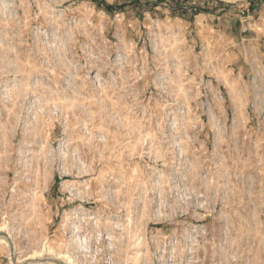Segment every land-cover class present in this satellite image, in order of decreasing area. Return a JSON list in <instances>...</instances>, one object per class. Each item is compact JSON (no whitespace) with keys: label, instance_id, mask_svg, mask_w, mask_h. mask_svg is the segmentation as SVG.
<instances>
[{"label":"rangeland","instance_id":"rangeland-1","mask_svg":"<svg viewBox=\"0 0 264 264\" xmlns=\"http://www.w3.org/2000/svg\"><path fill=\"white\" fill-rule=\"evenodd\" d=\"M167 28L179 32L175 48L165 46ZM192 46L210 50L204 59ZM201 59L213 67L196 66ZM176 71L185 73L183 85L193 80L178 102H204L193 99L201 76L224 97L226 128L218 126L217 137L208 126L211 115L200 108L195 113L192 104L203 126L185 136L192 141L199 133L208 142L181 148L184 160L170 143V119L162 109L164 92L173 99L175 91L165 77ZM224 79L237 87L234 100ZM236 115L244 137L233 145ZM212 141L229 143V170H241L246 193L258 199L252 207L244 203L249 231L250 223L264 221V0H0V264H10L6 236L20 259L53 255L48 248L68 242L80 208L101 224H129L132 242L139 239L135 247L144 239L136 249L121 245L115 263L158 264L162 248L154 252V237L167 233L159 231L169 227L163 220L213 221L206 212L195 215L192 203L156 195L176 163L190 162L193 172L207 169ZM193 197L177 196L184 204ZM138 250L148 255L140 259ZM103 252L104 259L111 254ZM255 254L253 264H264L263 240ZM85 256L80 251L79 259L90 261Z\"/></svg>","mask_w":264,"mask_h":264},{"label":"built area","instance_id":"built-area-1","mask_svg":"<svg viewBox=\"0 0 264 264\" xmlns=\"http://www.w3.org/2000/svg\"><path fill=\"white\" fill-rule=\"evenodd\" d=\"M189 11H193V14L195 13V2L191 3ZM241 13L243 14L244 12L242 11ZM195 28L196 26L193 25V31L196 33ZM173 31L167 28L164 32V37L169 40V43L165 46H170V48L177 46L174 42L177 41L178 33ZM191 32L192 30H190ZM192 48L193 50L198 48L197 55L200 58L208 50L207 46H192ZM224 52H227V46L224 48ZM204 62L201 59V63H198L199 65L196 66L203 67ZM205 63L208 66L211 65L209 62ZM174 64L175 66H180L178 61ZM184 78L185 76L182 73L175 74L169 78L165 77L167 82L175 83L173 86L175 87L174 98L176 100L168 96V94L171 96V92L167 93L165 91L162 106L165 116L170 118L168 120L170 124L167 127L174 139L173 141L170 140V143L174 146V149L178 148L177 151L180 152V155L182 154L183 158L182 156L181 158L183 160L186 158V151H183L181 148L188 145L196 146L198 142L206 146L208 142V140L206 142L205 139H200L199 133H196V137L192 141L185 136L187 130H190V132L198 130L200 132L203 121L199 117H196V122H192L194 118L191 112L194 109L192 107L194 102L186 105L177 101V98L181 97L184 92ZM195 81H197V84L193 99L204 100V102L200 101L197 105L198 107L194 104V112L196 113L200 108V113H206L207 116L211 115L208 126H210L211 130H215L213 135L217 137L220 134L219 130H221L218 126L221 125L222 129L226 128V122L222 123L220 116L224 112V97L222 96L220 86L215 84L212 79L209 78L207 80L202 76ZM190 91L189 89L188 92ZM230 129L232 130L230 133L233 136V139H231L234 143L233 145H236L238 142L242 143L244 136L241 134L240 128H236L233 125ZM210 146L213 153L207 160L209 163L207 169L201 166L199 170L193 172L190 170L192 166L190 162L185 161L181 165L176 163L175 170L168 176H164V182L156 188L158 191L155 192L157 196L158 193L166 192L169 197L177 199V204L182 203L185 207L192 203V210L195 215H198L199 211L206 212V216L212 217L213 221L210 225H207L206 223H200V220H196L194 223H186L185 221L178 220L177 217L176 219L163 220L164 223H168L169 227L163 231H159L167 233L154 237V245L156 247L154 252L156 250L159 252V247L162 248V252H160L162 256L158 257V264H253L260 241H264V221L252 222L249 224V231L245 229L246 223L243 216L246 207L244 203L247 201L252 207L258 202V199H256L255 194L250 196L246 193L248 187L245 189L246 184L243 179L245 177L243 172L241 170L237 172L229 170L228 161L232 159L228 154V151H231L229 143L221 145L212 141ZM234 150H237V146H235ZM238 160H240V154ZM238 167L240 166L238 165ZM206 183L211 184L212 187L209 189L204 188V184ZM239 185H243V187ZM179 191L192 192L194 194L193 200H189L186 204L179 201L177 198ZM171 213L174 214L173 212ZM186 215L188 213L181 214L179 217L182 218ZM168 216L170 217L171 215L165 214V219Z\"/></svg>","mask_w":264,"mask_h":264},{"label":"bare ground","instance_id":"bare-ground-1","mask_svg":"<svg viewBox=\"0 0 264 264\" xmlns=\"http://www.w3.org/2000/svg\"><path fill=\"white\" fill-rule=\"evenodd\" d=\"M174 25V24H173ZM177 28H180V27H177ZM158 29V28H157ZM181 29V28H180ZM177 30V29H176ZM172 31V30H171ZM179 33V32H178ZM178 35V34H177ZM158 36V35H157ZM166 39V38H165ZM163 41V40H162ZM161 41V42H162ZM178 43V42H177ZM176 43V44H177ZM181 43V42H180ZM179 44V43H178ZM165 45V44H164ZM159 46V45H158ZM161 46V45H160ZM179 46V45H178ZM155 47V46H154ZM162 47V46H161ZM175 48V47H174ZM179 48V47H177ZM154 49V48H153ZM173 49V48H172ZM210 50V48H208ZM162 50V49H161ZM167 50L170 51V49H168L167 47ZM208 50V51H209ZM171 52V51H170ZM211 52V51H210ZM177 53V52H176ZM181 53V52H180ZM185 53V52H184ZM209 53V52H208ZM207 53V54H208ZM209 55V54H208ZM204 56V55H203ZM211 56V55H209ZM208 56V57H209ZM170 57V56H169ZM185 58V57H184ZM205 59V57H203ZM172 59V58H171ZM176 59V58H175ZM174 59V60H175ZM207 59V57H206ZM211 59V58H210ZM173 60V61H174ZM182 60H183V57H182ZM181 60V61H182ZM208 61V60H206ZM205 61V62H206ZM212 61V60H210ZM208 61V62H210ZM180 62V61H179ZM178 62V63H179ZM216 62V61H215ZM212 63V62H210ZM217 63V62H216ZM215 63V64H216ZM174 64V63H173ZM185 65V64H184ZM204 66H208L207 64L204 65ZM211 66V65H209ZM178 67V66H176ZM181 68V65L179 66ZM183 67V66H182ZM186 67V66H185ZM213 66H211L212 68ZM204 68V67H203ZM215 68V67H214ZM164 69V68H163ZM179 69V68H178ZM177 70V69H176ZM188 70V69H187ZM214 70V69H213ZM217 70V69H216ZM222 70V69H221ZM184 71V70H183ZM206 71V70H205ZM208 71V70H207ZM211 71V70H210ZM210 71H208V73H210ZM134 72V71H133ZM181 72V71H180ZM213 72V71H212ZM211 72V74H212ZM218 72V71H217ZM183 73V72H181ZM215 73V72H213ZM221 73V72H220ZM176 74L177 71H176ZM222 74V73H221ZM185 75V73H184ZM214 75V74H213ZM216 75V73H215ZM226 75V74H225ZM188 77V76H187ZM211 77V76H210ZM224 78L226 76H223ZM190 78V77H189ZM192 78V77H191ZM228 79V78H227ZM95 80V79H94ZM186 80V79H185ZM184 80V81H185ZM188 80V79H187ZM229 80V79H228ZM193 81V80H192ZM192 81H187V83L185 82V84H188L189 82H192ZM219 81V80H218ZM221 81V80H220ZM219 81V82H220ZM224 83V86L227 88V91L229 93V95H232L230 97V99L234 100V98L236 96H234L235 94V83H230L224 79L222 81ZM106 83V82H105ZM168 83V82H167ZM173 83V82H172ZM193 84V83H191ZM238 84V83H237ZM174 85V84H173ZM183 85V86H184ZM196 85V84H195ZM101 86V85H100ZM187 85H185L186 87ZM170 87V86H169ZM188 87V86H187ZM191 87V86H190ZM103 88V87H102ZM165 88V87H164ZM184 88V87H183ZM101 89V88H100ZM161 89V88H160ZM175 89V88H174ZM170 90V89H169ZM168 90V92H169ZM172 90V89H171ZM185 90V89H184ZM188 90V89H187ZM103 91V90H102ZM101 92V91H100ZM174 92V90L172 91V93ZM184 93V92H183ZM182 93V94H183ZM186 93V91H185ZM184 93V94H185ZM190 93V92H189ZM104 94V93H103ZM171 94V93H170ZM174 94V93H173ZM175 95V94H174ZM187 96V94H186ZM184 96L186 99H188V97ZM106 97V96H105ZM182 97V96H181ZM191 97V96H190ZM180 98V97H179ZM174 99V98H173ZM183 98H181L182 100ZM190 99V98H189ZM185 101V100H184ZM189 101H192L189 100ZM188 102V101H187ZM183 104V103H182ZM185 104V103H184ZM189 104V102H188ZM187 105V104H186ZM239 110V109H238ZM238 113V111H237ZM164 115V114H163ZM197 115V114H196ZM194 116V115H193ZM238 116V115H236ZM241 116V115H240ZM240 116H238V118L235 119V122L233 125L236 126V128L239 127V124H240ZM161 118V117H160ZM165 118V117H164ZM196 118V117H195ZM235 118V117H234ZM170 119V118H169ZM161 120V119H160ZM196 122V120H194V123ZM169 125V124H168ZM86 130V129H85ZM226 131V130H225ZM90 132V131H89ZM87 133V132H86ZM183 134V133H182ZM187 134V133H186ZM92 135V134H91ZM148 135V134H147ZM96 137V136H94ZM93 137V138H94ZM220 137V136H219ZM222 137V136H221ZM66 138V137H65ZM89 138H91L89 136ZM96 139V138H94ZM155 139V138H154ZM153 139V140H154ZM222 139V138H221ZM92 140V139H91ZM99 140V138H98ZM156 140V139H155ZM161 140V139H160ZM218 140V139H217ZM220 140V139H219ZM223 140V139H222ZM158 141V140H157ZM221 141V140H220ZM219 141V143H220ZM101 142V141H100ZM217 143V142H216ZM222 144V142H221ZM174 147V146H172ZM184 148V147H183ZM67 149V147H66ZM173 150V149H172ZM188 152V151H187ZM68 153V152H67ZM179 154V153H178ZM186 157H187V154H185ZM180 158V157H179ZM181 159V158H180ZM186 159V158H185ZM185 162V161H184ZM195 162V160H193V163ZM180 163V162H179ZM183 163V162H182ZM196 163V162H195ZM198 165V164H196ZM195 167V165L193 166ZM199 168V166H198ZM197 168V169H198ZM200 169V168H199ZM192 170V168H191ZM73 185V184H72ZM72 185H69L67 186L68 189H70V187H72ZM211 186V184H204V188L206 189H209ZM75 188V186H74ZM67 190V189H66ZM76 191V193H79V195H81L80 197H82L83 195H86V190L85 191H81L79 189H74ZM72 192V191H71ZM108 192V191H107ZM110 193V192H109ZM118 193V192H117ZM121 194V193H120ZM124 194V193H123ZM181 196L182 197V200H184L185 198H187L188 196H192V192H186V191H179L177 196ZM76 196V195H75ZM88 196V195H87ZM162 196V195H161ZM125 197V196H124ZM127 206V205H125ZM123 208V207H122ZM79 211H75L74 214L76 215V217H74V220L71 221L69 223L70 225V237H69V240L67 243H64V245L62 247L58 246V244L55 245L56 249H52L51 247H49L48 245V249L50 252H53L54 254L53 255H49L47 253H44L42 255L38 254L36 255L35 257H32V258H26V259H20L17 257V254L15 253V251L13 250L12 248V243L10 242L11 239H10V236H6L4 238V240H6V244L9 248V260H10V264H100V263H97V262H101V264H103V260H104V264H117L115 263V258H113V255L116 253H119V249H120V246L125 244L128 249L129 247L133 246L135 242L139 241V239H136L135 241L132 242L131 240V236H130V225L127 224V226H124V225H121L120 223L118 222H114V221H108V222H105V223H100L99 222V218L97 220L95 219H92L90 218L91 215H87L86 212L84 211V209H78ZM127 211V210H126ZM129 211V210H128ZM127 211V212H128ZM125 212V214L127 213ZM116 214V213H115ZM129 214V213H128ZM157 214V213H156ZM83 217H81V216ZM127 215V214H126ZM161 212L159 211V214L158 216H161ZM80 216V217H78ZM86 216V217H84ZM128 217V216H127ZM141 217V216H140ZM131 218V217H129ZM117 219V218H116ZM115 219V220H116ZM132 219V218H131ZM122 220V218H121ZM129 220V219H127ZM139 220V219H138ZM118 221V220H117ZM128 222V221H127ZM125 222V223H127ZM130 222V220H129ZM131 224V223H130ZM132 226V225H131ZM4 234L6 233V230L3 231ZM0 237H2L1 235V232H0ZM104 241L107 242V244L104 246ZM144 241V239H143ZM143 241L141 243L138 244V246H141L140 244L143 243ZM145 243V242H144ZM143 243V244H144ZM134 245L135 249L138 247ZM143 249V248H141ZM109 252L111 254H108L107 256L105 257H108L106 259H104V252ZM147 250V249H146ZM150 250V249H149ZM80 251L82 252L84 258H86V254H88V257L91 258L90 261L86 262V261H81V259H79V254H80ZM93 251V253H92ZM145 251V250H144ZM148 251V250H147ZM137 255L138 257H140V259H144L147 255H148V252H145V253H141L142 250H138L137 251ZM157 252V250H156ZM150 254V253H149ZM128 255V254H127ZM98 256L102 257L98 259ZM116 256V255H115ZM17 257V259H16ZM117 257V256H116ZM129 257V256H127ZM131 257V256H130ZM120 259V258H119ZM130 259V258H129ZM119 261V260H118ZM125 261V260H124ZM129 261V260H128ZM128 263V262H127ZM126 263V264H127ZM120 264V263H119ZM124 264V262H123Z\"/></svg>","mask_w":264,"mask_h":264},{"label":"crops","instance_id":"crops-1","mask_svg":"<svg viewBox=\"0 0 264 264\" xmlns=\"http://www.w3.org/2000/svg\"><path fill=\"white\" fill-rule=\"evenodd\" d=\"M217 12H218V10H216V11H213V13H217ZM203 13H204V12H203ZM205 14H206V13H205ZM198 16H200V14H199V13H198ZM206 16H207V17H208V16L210 17V16H212V15H211V13H209V14H206Z\"/></svg>","mask_w":264,"mask_h":264}]
</instances>
